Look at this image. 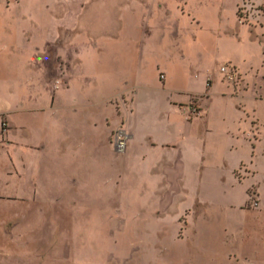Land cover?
<instances>
[{
    "label": "rangeland",
    "instance_id": "374dc122",
    "mask_svg": "<svg viewBox=\"0 0 264 264\" xmlns=\"http://www.w3.org/2000/svg\"><path fill=\"white\" fill-rule=\"evenodd\" d=\"M73 1H163L159 13L180 22L184 58L176 68H135L127 57H137V44L143 41L139 36L130 45L133 55L128 53L120 68L95 64L92 35L77 34L82 46L70 51L72 59L80 57L87 65L85 89L103 81L117 85L108 102L123 120L134 108L140 134L153 132L158 146L166 120L163 93L148 89L142 95L145 86L168 80L178 84L185 73L187 81L210 93L195 64L203 56L211 66L210 51L221 48L233 54L240 46H245L246 62L236 65L224 56L218 61L222 80L235 90L231 94L240 96L244 70L246 96H254V80L264 78V0H0V264H210L214 246L207 234L212 230L204 229L199 237L197 225L213 224L217 237L239 244L237 226L224 230L223 224L237 217L238 208L230 205L240 202V193L235 199L213 195L205 175L199 183L182 180L171 186L163 179L161 162L143 167L114 147L116 157L101 160L94 143L101 142L103 130L79 124L76 116L69 126L64 123L65 113L96 103L84 100L76 79L68 85L62 58L52 64L44 50L29 54L21 47L29 32L48 37L54 48L62 46L60 26L75 28L73 19L83 10ZM224 64L236 73L235 81L221 71ZM206 96L191 95L188 105ZM252 101L245 103L246 109ZM69 104L76 108H67ZM142 168L145 175L139 173Z\"/></svg>",
    "mask_w": 264,
    "mask_h": 264
},
{
    "label": "crops",
    "instance_id": "0c3cea01",
    "mask_svg": "<svg viewBox=\"0 0 264 264\" xmlns=\"http://www.w3.org/2000/svg\"><path fill=\"white\" fill-rule=\"evenodd\" d=\"M163 3L73 1L74 5L82 7L83 10L73 19L76 22L75 28H67L65 24L60 26L62 46L54 48L51 46L54 44L50 42V45L47 40L48 37L29 36V32L22 36L21 47L29 54L44 50L42 53L50 55L48 62L52 64L58 61L57 57L62 58L64 65L67 63L68 66L65 67L68 85H74L76 79L84 100L96 103L91 107L82 106L83 111L80 112L65 113L64 123L66 127L69 126L72 124L71 118L76 116L79 124L84 121V125L89 127L99 126L98 133L103 130L105 136L100 143H94V148L101 160L108 158L112 161L116 157L110 137L113 129L121 124L128 134L125 156L138 160V164L143 167H151L156 162H161L164 165L163 179L170 182L171 186L182 180L199 183L205 175L206 180L211 182L208 189L213 195L235 199L240 193V202L234 201L230 205V208H238L237 217H228L223 224L224 230L237 226L242 233L239 244L234 239L221 240L217 237L218 233L216 234L213 224L198 223L197 235L202 237L205 234L202 232L204 229L212 230V233L207 234L214 246L210 264H264V78L258 82L257 79L254 80L255 95L246 96L244 93L247 92L249 84L247 72L244 70L245 83L239 92L240 96L234 98L231 94L235 91L234 88L222 80L218 69V61L222 56L225 61L236 65L241 61L246 62L249 58L246 56L245 46H240L239 51H233V54L221 48L216 53L210 51L211 66L207 65L203 56L195 64L201 72L202 84L209 88L210 93L198 89L196 81H187L185 73L179 75L178 84L168 80L162 86H145L146 90L142 95L148 89L163 93L160 101L164 109L163 118L166 120L163 122L161 146L155 144L153 132L140 134L136 120L138 115L134 108L126 113V119L123 120L108 102L109 97L118 89L117 85L103 81L101 85L96 84L95 89H85L82 78L87 75V65L82 58L72 59L70 56V51H79L83 43L77 41L76 35L80 32L86 33L95 39V64L118 67L126 60L128 53L133 55L130 45L139 36L143 41L137 44V57H127L135 68H176V64L183 63L181 61L184 58L181 24L175 19L172 20L171 14L159 13ZM67 12L68 10L63 9L62 16L70 26L72 20L68 19L70 17ZM20 51L23 52L22 49ZM251 59L248 63L253 65ZM197 93L208 96L201 102V114L188 118L185 109L190 96ZM236 98H239L241 107H238ZM76 99L74 97L72 101ZM249 100L253 101L246 109L245 103ZM65 106L67 105L62 109ZM67 108L76 107L69 104ZM91 112L94 113L92 118L88 117ZM159 147H162L160 151ZM144 172H147L145 168L139 170L142 175H145ZM139 180L140 175L137 177V181ZM200 187L198 184L197 189ZM248 192L251 197V192L256 196V206L252 205L251 198L248 199ZM221 245L224 246L222 250L218 248Z\"/></svg>",
    "mask_w": 264,
    "mask_h": 264
},
{
    "label": "built area",
    "instance_id": "2783aa9c",
    "mask_svg": "<svg viewBox=\"0 0 264 264\" xmlns=\"http://www.w3.org/2000/svg\"><path fill=\"white\" fill-rule=\"evenodd\" d=\"M221 71L225 73V77L229 81H235L236 73L229 70L228 65L224 64L221 66ZM186 114L188 118L193 116H198L201 114V102L198 99H193V101L187 105ZM5 124V123H4ZM112 144L115 150L124 152L128 145V134L123 127H117L113 132ZM251 203L256 206L258 204L257 198L253 192H251Z\"/></svg>",
    "mask_w": 264,
    "mask_h": 264
}]
</instances>
